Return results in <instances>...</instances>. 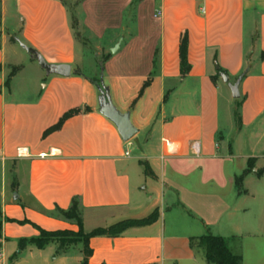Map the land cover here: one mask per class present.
<instances>
[{"label":"crops","instance_id":"1","mask_svg":"<svg viewBox=\"0 0 264 264\" xmlns=\"http://www.w3.org/2000/svg\"><path fill=\"white\" fill-rule=\"evenodd\" d=\"M73 1L82 39L66 0H0V264H80V243L60 255L55 242L19 244L39 236L38 227L77 232L53 214L74 198L85 232L158 211L150 225L90 238L89 264H204L190 239L207 234L228 239L240 264H264V249L234 244L264 236V191L249 187L251 173L242 191L236 184L248 160L264 183L256 175L264 169V0ZM185 35L190 70L182 75ZM23 46L48 64L70 65V76L48 74ZM81 46L96 48L88 67L102 75L113 106L129 115L137 130L130 140L101 114ZM27 68L33 73L17 93ZM220 68L231 82L246 72L239 99ZM222 95L232 109L240 103V120H227L224 131ZM247 199L259 205L252 219Z\"/></svg>","mask_w":264,"mask_h":264},{"label":"trees","instance_id":"2","mask_svg":"<svg viewBox=\"0 0 264 264\" xmlns=\"http://www.w3.org/2000/svg\"><path fill=\"white\" fill-rule=\"evenodd\" d=\"M75 19V18H74ZM1 9H0V27H1ZM72 28H76V22L72 23ZM0 39H1V31H0ZM13 41L14 39L11 38ZM109 57L106 56L104 60H106ZM180 58H181V70L182 75L188 74L190 70V65L188 63L187 59V37L186 35L182 37L181 45H180ZM19 68H15L12 70V73L10 76L14 75ZM218 73H224L228 75L223 69H219ZM91 81L96 85L99 86L100 80L99 78L91 79ZM9 82L8 81L6 83ZM237 107H240V103H236ZM86 111L89 110V108L85 109ZM81 109H73L64 114V116L60 119V121L53 127L47 130L46 133H50L53 131H56L61 128L64 121L73 115L81 113ZM234 116L236 120H240V114L239 111L234 112ZM252 160H248V167L243 172V174L236 178V184L239 188L243 185V179L244 177L250 173V168L252 167ZM146 175H152L149 169H145ZM259 175L264 174V169H261L258 173ZM53 214L63 220L73 222L78 227L79 230L77 232L69 231V230H58V231H46L44 229H41L38 227L40 234L39 236L35 238L30 239H22L20 240V249H23L26 245L31 244L39 249H42L46 247L50 243H57V255L66 253L70 246L76 245V244H82V254H83V261L80 264H89V258L92 256V248L89 245V240L92 237L95 236H110V237H116L121 235L123 232H125L127 229L131 227H137V226H145L150 225L154 223L158 218V211L155 210L152 212L148 217L143 219H129L120 221L118 223H115L109 227L106 228H96L90 232H85L84 225H83V219H82V209H81V203L79 198H74L72 200L71 206L67 210H62L60 208H56L53 212ZM2 231V219H1V212H0V235ZM190 245L193 248L202 249L204 251V256L208 264H240L242 261V256L235 254L232 252L229 246L228 239L220 236H215L212 234H207L200 237H192L190 239Z\"/></svg>","mask_w":264,"mask_h":264},{"label":"rangeland","instance_id":"3","mask_svg":"<svg viewBox=\"0 0 264 264\" xmlns=\"http://www.w3.org/2000/svg\"><path fill=\"white\" fill-rule=\"evenodd\" d=\"M67 4H68V8L70 10V17H71V25L73 22H76V28H73L75 33H76V37H78V39H82V36L86 37V33L84 32V30L82 29L81 25H80V21H79V3L77 1H73V0H66ZM75 18V19H74ZM85 40V39H84ZM96 50V48H92L91 50H88L87 48H83L81 46L80 48V52L82 53V56L84 58V66H83V70L86 71V73L90 74V75H94V77L99 78L100 74L99 72H92V70L90 69L91 67H88V65H92V63L95 62V57L97 55V53H95L94 51ZM98 52V51H97ZM43 71V69H41ZM45 72V71H43ZM33 73L32 69L27 68L18 78V80L15 83V88L17 89V93L19 92L18 90L22 87L25 86V83H23L24 78H28L31 74ZM18 97L20 96L19 94L17 95ZM21 97V96H20ZM233 109L228 106L227 102L225 101V99L221 98L220 101V122L222 125V129L224 131V127L226 125H228L227 120H229L230 122H232V120L234 121V115H233V111H237L238 112V107H235L234 105H232ZM245 168H247V165H244ZM255 168V164L252 162V167L250 168V173L251 175L248 177V185L251 189H254L256 191H264V183L258 182L255 175L253 174V170ZM261 169H258L256 171V175L258 176H262L264 174L259 175L258 173L260 172ZM243 174V172H240V176ZM240 191L243 190V185L241 188H238ZM244 205H246V207L249 208V215L251 214V216H249V219L253 218V211H255V209L257 210L258 207H256V204L250 200L247 199V201L244 203ZM228 233V232H226ZM234 244L236 245V247H240V245L244 244V245H251V244H255L256 246H259L260 248L264 249V236H260V237H255V238H249V239H245L243 242L240 240H236L234 242ZM236 251V250H235ZM199 254H201L203 256V260H204V264H208L205 256H204V251L202 249H200Z\"/></svg>","mask_w":264,"mask_h":264},{"label":"water","instance_id":"4","mask_svg":"<svg viewBox=\"0 0 264 264\" xmlns=\"http://www.w3.org/2000/svg\"><path fill=\"white\" fill-rule=\"evenodd\" d=\"M25 50L35 55L36 59L38 60L40 66L46 70L48 74H56L60 76H70L71 74V67L70 65H51L48 64L40 54L34 52L31 48L23 46ZM119 49V44H117L110 52L115 53ZM246 72L241 74L235 82H231L230 78L224 74L220 73V77L224 83L227 84L228 88L230 89L231 95L234 99L240 98V90L239 86L242 81V78ZM98 87L100 97H99V105H100V112L110 121H112L119 133L121 134L124 141L130 140L136 133L137 130L132 126L129 115L128 114H121L112 104V101L109 96L108 89L104 86L102 75L100 77V84Z\"/></svg>","mask_w":264,"mask_h":264},{"label":"built area","instance_id":"5","mask_svg":"<svg viewBox=\"0 0 264 264\" xmlns=\"http://www.w3.org/2000/svg\"><path fill=\"white\" fill-rule=\"evenodd\" d=\"M192 149H193V151H194L195 153H198V151H199V143H198V142H194V143L192 144ZM0 257H1V255H0Z\"/></svg>","mask_w":264,"mask_h":264}]
</instances>
